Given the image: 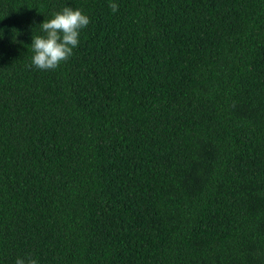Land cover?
<instances>
[{
	"label": "trees",
	"instance_id": "16d2710c",
	"mask_svg": "<svg viewBox=\"0 0 264 264\" xmlns=\"http://www.w3.org/2000/svg\"><path fill=\"white\" fill-rule=\"evenodd\" d=\"M29 256L264 264V0H0V264Z\"/></svg>",
	"mask_w": 264,
	"mask_h": 264
},
{
	"label": "clouds",
	"instance_id": "9594fccd",
	"mask_svg": "<svg viewBox=\"0 0 264 264\" xmlns=\"http://www.w3.org/2000/svg\"><path fill=\"white\" fill-rule=\"evenodd\" d=\"M112 12L118 11V5L111 3ZM90 19L82 11L65 7L54 14L50 20H45L40 26L44 36H35L31 48L34 53L31 64L39 70L51 71L57 69L62 62H66L79 45L82 29L86 28ZM14 264H38L32 257H18Z\"/></svg>",
	"mask_w": 264,
	"mask_h": 264
}]
</instances>
